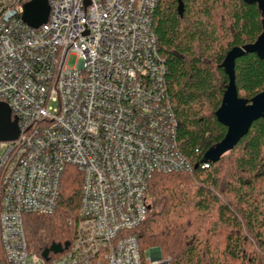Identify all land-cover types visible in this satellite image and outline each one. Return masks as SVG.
Listing matches in <instances>:
<instances>
[{
    "label": "built area",
    "instance_id": "2783aa9c",
    "mask_svg": "<svg viewBox=\"0 0 264 264\" xmlns=\"http://www.w3.org/2000/svg\"><path fill=\"white\" fill-rule=\"evenodd\" d=\"M32 1L0 0V103L20 130L0 146V264H171L138 241L151 180L195 170L154 30L160 0H49L38 29L23 21ZM69 167L82 176L75 236L45 260L26 218L55 213Z\"/></svg>",
    "mask_w": 264,
    "mask_h": 264
},
{
    "label": "trees",
    "instance_id": "16d2710c",
    "mask_svg": "<svg viewBox=\"0 0 264 264\" xmlns=\"http://www.w3.org/2000/svg\"><path fill=\"white\" fill-rule=\"evenodd\" d=\"M154 30L179 149L196 166L227 133L216 117L229 83L222 63L233 48L257 41L261 16L242 0H160ZM235 76L241 98L264 92V60L255 55L236 61ZM81 185L77 169L67 168L55 213L26 218L32 253L72 243ZM148 194L150 213L138 231L142 253L160 248L171 264H264V121L209 169L155 176Z\"/></svg>",
    "mask_w": 264,
    "mask_h": 264
},
{
    "label": "water",
    "instance_id": "95a60500",
    "mask_svg": "<svg viewBox=\"0 0 264 264\" xmlns=\"http://www.w3.org/2000/svg\"><path fill=\"white\" fill-rule=\"evenodd\" d=\"M242 1L248 5L257 6L261 16L262 33L255 43L230 50L222 63V68L228 77L229 83L221 106L216 112V117L219 123L227 129V133L220 143L211 147L204 154L200 163L195 166V170H198L201 164H217L248 135L256 121H264V92L251 100L241 98L238 93L235 76L236 61L245 55L252 54L258 59L264 60V0ZM49 14V0H33L24 8L23 21L29 27L38 29L47 23ZM19 135L20 130L17 118H13L12 111L8 105L0 103V144L16 141ZM69 246V242L63 245L53 244L43 252L42 257L45 260H49L50 254H61Z\"/></svg>",
    "mask_w": 264,
    "mask_h": 264
},
{
    "label": "rangeland",
    "instance_id": "374dc122",
    "mask_svg": "<svg viewBox=\"0 0 264 264\" xmlns=\"http://www.w3.org/2000/svg\"><path fill=\"white\" fill-rule=\"evenodd\" d=\"M78 58L77 57H75V56H70L69 57V59H68V62H67V66H68V68L69 69H73V68H76L77 66H78ZM7 142H4V143H1V145L0 146H4L5 144H6ZM213 240V239H212ZM214 242L215 243H219L220 245H221V243L218 241V240H216V239H214ZM152 249H156V257L157 258H161V257H163V258H165L164 257V255L162 254V251H161V249L160 248H151V249H149V250H146L144 253H143V257H144V259H149V258H151V252H150V250H152ZM165 259H167V258H165ZM170 259V258H169ZM171 260V259H170Z\"/></svg>",
    "mask_w": 264,
    "mask_h": 264
}]
</instances>
